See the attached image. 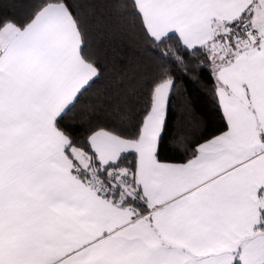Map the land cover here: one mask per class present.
<instances>
[{
    "label": "snow or ice",
    "instance_id": "snow-or-ice-1",
    "mask_svg": "<svg viewBox=\"0 0 264 264\" xmlns=\"http://www.w3.org/2000/svg\"><path fill=\"white\" fill-rule=\"evenodd\" d=\"M0 264H264V0H0Z\"/></svg>",
    "mask_w": 264,
    "mask_h": 264
},
{
    "label": "trees",
    "instance_id": "trees-1",
    "mask_svg": "<svg viewBox=\"0 0 264 264\" xmlns=\"http://www.w3.org/2000/svg\"><path fill=\"white\" fill-rule=\"evenodd\" d=\"M207 77V74H205V79ZM199 112L197 113V118L201 121H206L210 127H214L217 123L216 116H215V109L213 108L212 104L208 99H205L203 97H199ZM177 105H182L184 103L183 97L178 96L176 98ZM177 111H180V108H177ZM203 125L201 124V127ZM192 130V129H190Z\"/></svg>",
    "mask_w": 264,
    "mask_h": 264
}]
</instances>
